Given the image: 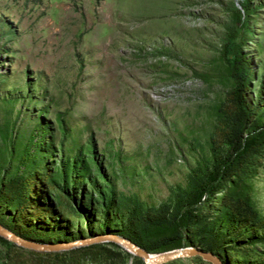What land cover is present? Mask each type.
I'll use <instances>...</instances> for the list:
<instances>
[{"label":"rangeland","instance_id":"obj_1","mask_svg":"<svg viewBox=\"0 0 264 264\" xmlns=\"http://www.w3.org/2000/svg\"><path fill=\"white\" fill-rule=\"evenodd\" d=\"M0 226L264 264V0H0ZM100 242L0 264H145Z\"/></svg>","mask_w":264,"mask_h":264},{"label":"water","instance_id":"obj_2","mask_svg":"<svg viewBox=\"0 0 264 264\" xmlns=\"http://www.w3.org/2000/svg\"><path fill=\"white\" fill-rule=\"evenodd\" d=\"M0 236L12 241L13 243L21 247L30 248L38 251H56L63 248L71 247V245L78 243L77 239L64 243L34 242L32 240L25 239L2 226H0ZM103 236H105L106 240L115 242L121 247L125 248L127 251L135 253L138 257L143 260L145 264H162L171 260L190 257L194 255H198L203 259L208 260L211 264H223L217 255L213 254L211 251H206L200 248H180L154 255L148 253L146 250H144L142 247L138 246L131 240L121 237L115 233H108Z\"/></svg>","mask_w":264,"mask_h":264},{"label":"trees","instance_id":"obj_3","mask_svg":"<svg viewBox=\"0 0 264 264\" xmlns=\"http://www.w3.org/2000/svg\"><path fill=\"white\" fill-rule=\"evenodd\" d=\"M234 60L235 62H237L239 65H240V68H241V78L239 79V81H237L236 85H235V100H236V105H237V108L241 111V112H244L245 111V102L243 100V94H244V80L248 74V64L247 62L240 56L239 53H235V56H234ZM185 211H186V208L185 207H181L179 209V211L177 212L176 214V220H177V224H178V227H179V230L181 232V237H182V244L183 246H186L188 245L187 244V229H186V226L184 224V219H185ZM102 243V242H100ZM221 262L223 264H227L226 260L224 257H220L219 255H217ZM1 264H4V262H2Z\"/></svg>","mask_w":264,"mask_h":264},{"label":"bare ground","instance_id":"obj_4","mask_svg":"<svg viewBox=\"0 0 264 264\" xmlns=\"http://www.w3.org/2000/svg\"><path fill=\"white\" fill-rule=\"evenodd\" d=\"M105 240H106V238L104 236L99 235V236H94V237L78 240V243L74 244V245L82 246L84 244L86 246L87 244H90L92 242H100V241L104 242Z\"/></svg>","mask_w":264,"mask_h":264}]
</instances>
